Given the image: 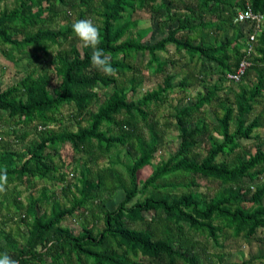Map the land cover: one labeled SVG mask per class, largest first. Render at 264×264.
<instances>
[{
    "label": "trees",
    "instance_id": "1",
    "mask_svg": "<svg viewBox=\"0 0 264 264\" xmlns=\"http://www.w3.org/2000/svg\"><path fill=\"white\" fill-rule=\"evenodd\" d=\"M66 2L17 0L13 8L0 12V47L24 56L29 50L48 54V45H55L51 63L59 79L50 89V75L44 72L37 78L32 70L0 90V114L13 125H34L40 133L24 148H13L7 142L0 149V171L6 168L8 174L5 189L13 186L9 198H0V220H5L2 211L9 215L11 208L20 214L22 223L32 218L25 223L26 233L19 241L11 232L0 230V255L7 253L16 264H144L145 258L159 264H204L195 235L218 242L219 234L229 229L234 237L256 239L258 229L264 230V180H258L264 173V136L252 133L264 125V111L256 107L264 94V32L255 38V54L241 80L229 82L228 88L222 86L226 74L236 69L249 36L233 22L245 0H78L74 21L58 30L45 27L61 15L57 5ZM248 3L253 11L264 14V0ZM137 9L150 11L152 25L137 27L139 21L132 19ZM91 14L99 26V47L110 57L115 76L92 67L93 49H79L72 41V24ZM154 32L163 35L148 41ZM169 44L174 52L200 62V76L210 72L217 78L211 82L201 77L206 92L190 104L175 106L166 126L177 132L178 148L139 181V172L151 164L158 149V120L153 114L175 89L174 75L167 72L173 61L157 58ZM145 52L148 67L165 76L155 89L134 100L142 82L134 60ZM251 73L255 77L247 85L244 81ZM178 85L184 89L185 80ZM108 86L111 93L101 99L99 89ZM212 102L221 109L213 125L204 114V107ZM64 106L72 108L68 119L76 121V128L56 131L50 126L61 121ZM231 121L235 122L232 130ZM212 131L221 137L220 142L212 137ZM203 137L204 153L196 151ZM240 139L255 142V151L246 158L236 152ZM64 143L72 147L81 166L78 185L72 186L76 193L68 206L55 203L48 212L39 213L42 202L53 196L43 194L23 205L17 186L34 187V179L64 180L63 164L58 166L53 159L58 145ZM114 148H126L137 155L124 164L128 182L114 168L119 163L110 157ZM226 155L232 159H219ZM106 156L108 165L99 167L98 160ZM178 175L190 178L180 194L171 193L177 188L175 183H159ZM196 177L217 181L219 189L214 195L204 194ZM161 186L166 190L161 191ZM150 187L158 190L146 195ZM71 189L62 186L63 192L72 193ZM118 190L124 192L123 199L114 209L106 208L107 200L100 193ZM138 194L142 198L133 201ZM79 208L80 213L93 208L97 210L91 211L93 215H101L103 225L95 234L87 226L75 231L64 224ZM149 210L152 216L146 218L143 212ZM132 224L142 227L135 229ZM207 260V264H219Z\"/></svg>",
    "mask_w": 264,
    "mask_h": 264
},
{
    "label": "rangeland",
    "instance_id": "2",
    "mask_svg": "<svg viewBox=\"0 0 264 264\" xmlns=\"http://www.w3.org/2000/svg\"><path fill=\"white\" fill-rule=\"evenodd\" d=\"M10 1V0H7ZM17 4V0L11 1V3H7L5 6L13 8ZM77 5L78 0H67L65 4L57 5V10L61 11V15L56 18L52 23H47L44 25L52 30H58L65 28L67 22L69 20L74 21L77 16ZM3 8V5L0 4V10ZM1 12V11H0ZM86 19H91L96 22L95 14L89 15ZM132 19L138 20V28L148 27L152 25L150 18V11L147 9H137L133 15ZM36 28V27H35ZM34 28V29H35ZM135 29L132 30V34L135 35ZM161 35L157 32L153 33V38L148 41L152 42L158 39ZM75 45L81 49L84 45L83 43L75 36L72 39ZM218 41L215 40V43ZM56 50L55 45H48V54H35L32 50H29L24 56H21L13 51L6 50L5 47H0V90L5 89L6 87L16 83L18 80L22 79L25 74L29 71L36 70L35 76L37 78H42L44 72H47L50 75V83L49 87L52 89L53 87L58 85L59 79L53 73V64L51 63V59ZM157 58L159 60L171 59L174 63L173 66L169 65L167 72L169 74H173L174 78L172 83L175 85V89L169 93L166 101L160 105L154 112L153 118L158 120V128L159 131V144L158 149L156 151L154 159L151 161V164L145 166L139 172L138 180H145L155 169L156 165L160 163V161L167 160L170 155H173L179 144V140L177 138V132L172 128L166 126L169 121V115L174 111L175 106L180 107L182 105L190 104L201 95L206 92L205 82L201 79V77L197 76L196 70L198 69V65H193L195 62L193 60H189V57L184 53H176L174 52V46L169 44L166 46L164 51H160L157 53ZM149 59L148 54L145 52L143 54L138 53L136 55V59L134 60V65L136 68L141 71L142 82L136 89V94L132 99H137L141 95H143L146 91L155 89L159 84L162 83L165 73L156 74L154 73L153 66L148 67L147 60ZM47 67V69H46ZM45 69V71L43 70ZM204 74V78L206 80H210L214 82L217 76L214 73L210 72H201ZM255 74L251 73L245 79V83L247 85L252 83ZM184 79L185 80V88L180 89L178 83ZM231 84L225 81L222 86L227 87ZM234 90H238V87L234 85ZM112 91L111 87H106L104 89H99V94L101 99L107 97ZM229 94V93H228ZM230 95V94H229ZM232 96V95H231ZM257 109L264 111V94L260 99V103L256 106ZM92 110H95V106L91 107ZM72 108L69 106H64L61 110L62 118H59L60 122H54L52 125V129L56 131L59 129H63L64 127H68L69 129L76 128V121L72 119H68V116L71 114ZM258 112V111H257ZM221 114V109H219L218 105L215 102L204 107V114L208 122L213 125L215 124V114ZM83 123L86 122V117L81 119ZM85 121V122H84ZM143 123V122H142ZM235 122H230V128L233 129ZM144 135L147 136V131L144 128ZM259 134L260 136H264V125L255 129L252 133V136ZM0 141L8 142L13 148H24L28 143H30L33 139L39 137L40 133L36 130L33 125H25L18 124L13 125L10 123L9 119L3 114H0ZM212 137L220 142L222 139L217 135L215 131L211 133ZM202 141L199 143L196 151L204 153V145L206 144V137L201 139ZM264 148V146H262ZM53 151V150H52ZM255 151V142L251 139H240L238 142V146L236 147V152L241 154L243 158H246L248 154L253 153ZM108 156V155H107ZM101 158L98 160L99 167H104L108 165V157ZM135 155L133 151L128 150L126 148H114L110 157L119 162L114 165V168L117 174L122 178L123 181H127V173L124 168V164H130ZM83 157V156H82ZM72 147L68 143H64L58 145L57 152H54L53 159L56 164L59 166L63 164V169L61 172H64L65 177L62 181H56L54 179L46 178L41 182L44 183L47 188V193L44 192L45 196H53L52 198L43 203V207L39 210L41 213L43 210L47 212L50 208L55 204H60L62 206H68L69 202L73 199V194L76 193L74 187L75 184L78 185L76 177L78 176V171L80 170V162L76 159ZM228 159L231 160V155L220 156L219 159ZM83 161V160H82ZM72 172L74 175L72 177L69 176V173ZM39 180V179H38ZM190 178L185 175L171 176L168 179H162L159 181L160 184H172L175 183L177 188H173L171 193L180 194L186 190L185 184L189 181ZM258 180H264V173L258 178ZM197 183L200 185V191L209 196L214 195L215 192L219 189V183L217 181L208 180L201 177H196ZM69 185L71 187V192H63L61 191V186ZM138 188H141L140 183L138 182ZM12 185H10L4 192H0V198H9ZM36 187L33 190L30 187H26L24 185H18L17 189L20 191V200L23 205H26L29 200L34 198H40L42 194L43 188ZM161 191L166 190L165 187L161 186ZM157 188H149L146 195L152 192H156ZM100 197L102 199H106V208L114 209L118 202L121 201L124 197V192L122 190H118L115 193H109V191L100 193ZM142 198L141 194H138L133 201ZM264 201V199H263ZM91 207V206H89ZM12 208L8 213L6 211H2L1 217L5 220H0V230H4L6 232H11L12 235L19 241L21 236L26 233V222H31L32 218L29 217L28 220L24 223L20 221V214L17 212H11ZM13 210H15L13 208ZM82 210L79 208L77 215L71 220H66L64 224L70 225L75 231H79L82 229V226H87L93 230V234L100 230L103 225V221L101 220V215H93V208H90L87 213H80ZM92 211V212H91ZM152 210L144 211L143 214L146 218H150L152 214ZM97 213V212H96ZM5 216V217H4ZM217 222V221H216ZM132 227L135 229H140L142 226L140 224H132ZM19 230V231H18ZM197 240L200 242L199 252L201 255V259L203 262L207 263L209 258L210 261L217 262L219 264H240L241 262L247 261L249 259H253L254 261L251 264H262L261 260H256V257H263L264 259V230L258 229L256 239L246 240L242 236L234 237L229 229L224 230L219 234L218 242L213 241V239L209 238L206 235H195ZM257 255V256H256ZM74 259V258H73ZM147 260V261H146ZM256 260V261H255ZM144 263L148 264V259H144ZM264 263V261H263ZM74 264H78L74 262Z\"/></svg>",
    "mask_w": 264,
    "mask_h": 264
},
{
    "label": "clouds",
    "instance_id": "3",
    "mask_svg": "<svg viewBox=\"0 0 264 264\" xmlns=\"http://www.w3.org/2000/svg\"><path fill=\"white\" fill-rule=\"evenodd\" d=\"M72 32L85 47L93 49L90 62L91 66L109 76H115L116 70L111 66L110 57L99 47L101 35L99 26L91 19H79L72 24ZM8 183L7 169L0 171V192H4ZM0 264H16L7 253L0 255Z\"/></svg>",
    "mask_w": 264,
    "mask_h": 264
},
{
    "label": "built area",
    "instance_id": "4",
    "mask_svg": "<svg viewBox=\"0 0 264 264\" xmlns=\"http://www.w3.org/2000/svg\"><path fill=\"white\" fill-rule=\"evenodd\" d=\"M233 21L235 23L250 24L254 29V31L249 34L248 39H246L244 43L242 48V57L240 58L236 69L226 74V79L228 82H239L246 69L251 65V58L255 54V38L257 33L260 32V28L264 22V14L253 11L249 3H246L244 8H241L236 12ZM38 129L41 130L43 127L38 126ZM73 175L74 174L72 172L69 173L70 177Z\"/></svg>",
    "mask_w": 264,
    "mask_h": 264
},
{
    "label": "crops",
    "instance_id": "5",
    "mask_svg": "<svg viewBox=\"0 0 264 264\" xmlns=\"http://www.w3.org/2000/svg\"><path fill=\"white\" fill-rule=\"evenodd\" d=\"M11 1H13V0H10V1H7V0H0V4H2L3 5V8L0 10V11H2V10H4V9H11L10 8V6L9 7H7V6H5L7 3H11ZM246 3H248V0H245V4ZM234 22V21H233ZM238 27H239V29L241 30V32L244 34V35H246V34H251L253 31H254V29L252 28V26L250 25V24H246V23H238ZM262 32H264V22H263V24H262V26H261V28H260V32H258L257 33V36L258 35H260V33H262ZM256 36V37H257ZM256 44H258V42L256 43ZM255 44V45H256ZM257 46V45H256ZM195 62L193 63V65H198V69L196 70V73H197V76L198 77H202V76H200V74H199V70H200V68H201V64H200V62H197L196 60H194ZM204 77V76H203ZM228 82V81H227ZM32 126V125H31ZM34 126V125H33ZM51 128H52V125L50 126ZM5 143H7V142H1L0 141V149H1V147H3L4 145H5ZM10 144V143H9ZM8 144V145H9ZM42 180H38V179H34V183H35V186L34 187H31V189L33 190L34 188H38V187H40V184H41V188H43V192H42V194H44V192L45 193H47V188H45L46 186L44 185V183H42L41 182ZM27 187V186H26ZM61 191H63L62 190V186H61ZM45 195V194H44ZM151 216H152V214H151ZM257 256V255H256ZM256 260H261L262 261V264H264L263 263V261H264V259H263V257H256ZM147 261V260H146ZM148 261H149V263L148 264H159V263H157V262H154V261H151V260H149L148 259ZM143 262H144V260H143ZM208 263V262H207ZM207 263H205L204 262V264H207ZM145 264V263H144Z\"/></svg>",
    "mask_w": 264,
    "mask_h": 264
}]
</instances>
